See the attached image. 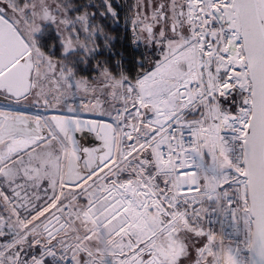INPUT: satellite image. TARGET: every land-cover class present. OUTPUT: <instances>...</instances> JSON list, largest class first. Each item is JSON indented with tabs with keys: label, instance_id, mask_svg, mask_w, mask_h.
I'll use <instances>...</instances> for the list:
<instances>
[{
	"label": "snow or ice",
	"instance_id": "snow-or-ice-1",
	"mask_svg": "<svg viewBox=\"0 0 264 264\" xmlns=\"http://www.w3.org/2000/svg\"><path fill=\"white\" fill-rule=\"evenodd\" d=\"M94 7L0 0V264H264V0Z\"/></svg>",
	"mask_w": 264,
	"mask_h": 264
},
{
	"label": "rangeland",
	"instance_id": "rangeland-1",
	"mask_svg": "<svg viewBox=\"0 0 264 264\" xmlns=\"http://www.w3.org/2000/svg\"><path fill=\"white\" fill-rule=\"evenodd\" d=\"M85 2H90L91 4L95 5L94 8L90 9V11H95L97 13L98 16V21L100 22V20H103V23L108 25L111 28H115L119 25L114 24L111 17H107V18H101L99 17V13L104 11V8L100 7V5L102 4V0H85ZM133 0H112V4L113 6L118 10V8H120L122 10L123 8V4H124V10H122L120 12V17H124V20L121 22V24L123 25L122 27H124L127 31L129 30L130 25H128L126 23L125 20V15H126V8L127 5L132 3ZM120 20V18H119ZM120 22V21H119ZM77 103H79V101H76ZM2 103V102H0ZM7 107H9L11 110H15V111H25V112H29L31 114H41V115H51L54 114L51 110H44L42 108H37L35 105H29L27 102H22L20 105H16V104H9L7 105ZM80 115L84 116V117H89L88 114H84L81 113ZM91 118V117H89Z\"/></svg>",
	"mask_w": 264,
	"mask_h": 264
},
{
	"label": "trees",
	"instance_id": "trees-1",
	"mask_svg": "<svg viewBox=\"0 0 264 264\" xmlns=\"http://www.w3.org/2000/svg\"><path fill=\"white\" fill-rule=\"evenodd\" d=\"M122 10H124V4H123V8ZM120 8H118V11L121 12L122 11ZM124 20V17H120V22L119 25L116 27V31L117 32H128L124 27H122L123 25L121 24V22ZM130 34V33H129Z\"/></svg>",
	"mask_w": 264,
	"mask_h": 264
},
{
	"label": "water",
	"instance_id": "water-1",
	"mask_svg": "<svg viewBox=\"0 0 264 264\" xmlns=\"http://www.w3.org/2000/svg\"><path fill=\"white\" fill-rule=\"evenodd\" d=\"M52 115V114H51ZM85 118H89V117H85Z\"/></svg>",
	"mask_w": 264,
	"mask_h": 264
}]
</instances>
